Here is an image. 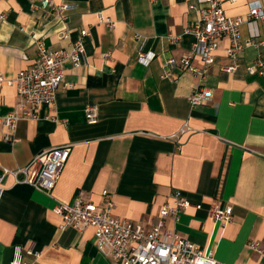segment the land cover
<instances>
[{
  "label": "crops",
  "instance_id": "obj_1",
  "mask_svg": "<svg viewBox=\"0 0 264 264\" xmlns=\"http://www.w3.org/2000/svg\"><path fill=\"white\" fill-rule=\"evenodd\" d=\"M53 1L72 6L54 15L36 9L35 0H0L7 15L0 20L5 78L33 64L37 38L71 51L81 30H89L83 64L64 63L68 85L59 88L54 106L40 108L39 118L19 121L14 131L7 128L2 119L13 110L17 91L0 87V176L46 149L71 146L51 193L4 176L0 264L11 263L16 245L41 252L38 260L28 258L33 264H118L98 250L93 228L60 230L56 204L78 196L100 203L108 190L115 215L151 226L175 188L201 208L188 207L178 222H169L172 228L220 263L256 264L259 256L249 242L264 245V66L256 65L264 58V21L255 25L263 44L246 47L235 59L227 53L228 38L220 40L205 80L212 97L192 108L188 97L198 76L179 68L175 81L161 74L169 58L179 61L191 52L195 38L184 31L207 3L195 1L192 9L193 0ZM252 1L220 0L231 16L246 15ZM99 12L114 26L102 22ZM253 31L243 24L242 40ZM171 36L180 39L172 43ZM139 51L155 57L143 64ZM193 63L201 66L200 57ZM249 66L256 72L249 73ZM89 105L97 110L94 124L86 116ZM186 122L191 130L178 140ZM213 202L233 206L228 224L210 217Z\"/></svg>",
  "mask_w": 264,
  "mask_h": 264
},
{
  "label": "built area",
  "instance_id": "obj_2",
  "mask_svg": "<svg viewBox=\"0 0 264 264\" xmlns=\"http://www.w3.org/2000/svg\"><path fill=\"white\" fill-rule=\"evenodd\" d=\"M195 1L207 3V6L200 8L199 19L184 31L195 38L192 50L179 61L174 57L169 58L161 74L162 78L175 81V69L179 68L198 76L199 82L188 97L192 108L208 102L212 97V90L206 86L205 80L215 63V52L219 48L220 40L228 38L227 53L235 59L246 47L263 44L255 25L259 21H264V5L258 0L250 2L246 15L238 16L228 15L220 0H193L190 2V8H196ZM71 6L57 4L53 0H35L34 3L36 9L54 15H59L61 11ZM6 16V12L0 11V20H4ZM60 18L65 19L63 16ZM99 18L110 27L115 24L102 12H99ZM245 23L254 28L249 40L241 38V26ZM87 35L89 30H81L80 36L72 42L71 51L50 48L46 38L41 36L35 42L36 57L33 64L22 68L11 78H5L0 74V87L7 84L14 86L17 91V102L13 110L2 119L7 128L14 131L19 121L39 118V110L43 105H55L59 88L68 85L65 81L64 63L69 60L75 68L83 64L86 54L84 38ZM64 36L69 37V33L66 32ZM171 37L172 43L180 39V36ZM196 56L200 57L201 66L193 63ZM154 57L155 53L151 51L138 52V60L146 65ZM256 65L263 67L264 58L259 57ZM247 70L249 73L256 72L255 66H249ZM261 73L264 74V69ZM85 111L89 123L94 124L98 121L95 106L89 105ZM189 130L190 125L184 123L176 133L177 139L180 140ZM70 153L71 146H57L40 152L25 166L15 170L4 169L0 176V202L5 191L3 179L6 174L13 175L16 183L28 184L51 193L61 177ZM114 206L110 192L103 190L100 203L78 196L73 202L59 201L54 207V212L62 219L60 230L74 228L83 231L93 228L98 250L106 257L115 259L118 264H223L215 259L212 252L204 251L169 225L170 221L178 222L180 214L188 207L201 208V203H193L183 190L178 188L172 190L168 201L161 206L151 226L115 215ZM209 213L215 222L228 224L233 218V206L213 202ZM249 243L259 256L256 264H264V245L256 240ZM40 256L41 252L33 246L23 248L16 245L10 264H33L28 258L38 260Z\"/></svg>",
  "mask_w": 264,
  "mask_h": 264
}]
</instances>
